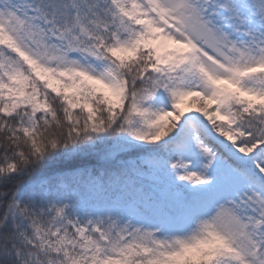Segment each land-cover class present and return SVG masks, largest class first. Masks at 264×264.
<instances>
[{"label":"snow or ice","instance_id":"obj_1","mask_svg":"<svg viewBox=\"0 0 264 264\" xmlns=\"http://www.w3.org/2000/svg\"><path fill=\"white\" fill-rule=\"evenodd\" d=\"M0 264H264V0H0Z\"/></svg>","mask_w":264,"mask_h":264}]
</instances>
